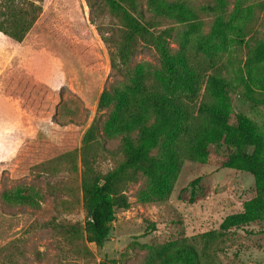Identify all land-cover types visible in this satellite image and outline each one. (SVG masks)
<instances>
[{
  "label": "rangeland",
  "instance_id": "rangeland-1",
  "mask_svg": "<svg viewBox=\"0 0 264 264\" xmlns=\"http://www.w3.org/2000/svg\"><path fill=\"white\" fill-rule=\"evenodd\" d=\"M108 1L0 0L5 28L16 17L27 23L36 17L22 42L0 32V264H144L158 247L181 239L196 248L200 264H264V218L209 243L201 236L241 212L256 191L249 173L221 167L224 157L212 146L205 163H183L165 200L140 201L148 182L139 173L126 186L127 207L116 210L102 246L68 235L85 220L83 133L93 121L101 128L112 110L98 109L101 92L128 82L137 64L162 68L154 50L141 42L126 64L121 61L116 48L121 26ZM166 1L190 8V20L155 16L147 0H136L134 16L152 29H171L173 50L188 23H198L202 37L209 35L214 15L201 8L215 0ZM223 22L231 28L224 31L218 70L227 82L230 115L264 127V104L245 95L248 86L261 91L248 77L261 72L264 61L248 55L258 42L264 49V0H226ZM50 80L55 88L48 86ZM100 142L94 166L104 174L121 159V137L109 138L100 130ZM197 177L199 182L190 185ZM10 194L28 200L8 201Z\"/></svg>",
  "mask_w": 264,
  "mask_h": 264
},
{
  "label": "trees",
  "instance_id": "trees-1",
  "mask_svg": "<svg viewBox=\"0 0 264 264\" xmlns=\"http://www.w3.org/2000/svg\"><path fill=\"white\" fill-rule=\"evenodd\" d=\"M135 2L108 1L111 14L121 26L116 41L119 58L126 64L141 42L154 50L162 68L137 64L128 82L101 92L98 109L112 106V110L101 128L96 121L89 125L79 149L84 224L81 229L64 232L74 239L84 236L87 242L102 246L116 210L127 207L126 186L135 183L139 173L148 182L139 193L140 201L165 200L183 163H205L208 146H212L224 157L221 167L249 173L256 191L254 197L243 204L241 212L227 215L217 231L201 235L209 243L231 229L264 218V127L244 115H230L227 82L218 70L227 42L224 31L231 28L223 22L226 0H215L201 8L214 15L207 37L201 36L198 23H188L175 50L170 46L171 29H152L149 23L136 18ZM147 7L153 15L176 22H187L192 16L187 6L166 0H147ZM9 18L3 19L9 22ZM35 19L27 23L16 17L8 28L0 24V32L21 42ZM189 32H195L194 36ZM254 54L259 55V61H264L262 42L255 44L248 58ZM248 79L261 91L254 93L248 86L246 97L255 104H264V68ZM100 130L106 137H121V159L104 174L94 166L100 151ZM244 147L251 150L245 151ZM199 180L197 177L190 185ZM6 199L22 203L27 202L28 197L10 194ZM189 200L192 202L193 198ZM144 264H200V258L196 248L181 239L158 247Z\"/></svg>",
  "mask_w": 264,
  "mask_h": 264
},
{
  "label": "crops",
  "instance_id": "crops-1",
  "mask_svg": "<svg viewBox=\"0 0 264 264\" xmlns=\"http://www.w3.org/2000/svg\"><path fill=\"white\" fill-rule=\"evenodd\" d=\"M24 40V39H23ZM22 40V41H23ZM21 41V42H22ZM47 84H48V86L50 87V88H55V85H54V83H52V80H50L49 82H47Z\"/></svg>",
  "mask_w": 264,
  "mask_h": 264
}]
</instances>
